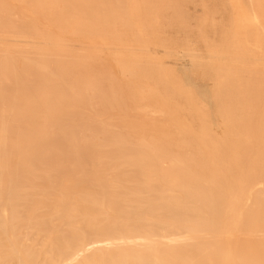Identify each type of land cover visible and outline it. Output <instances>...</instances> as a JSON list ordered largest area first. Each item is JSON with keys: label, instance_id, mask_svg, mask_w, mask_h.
<instances>
[{"label": "bare ground", "instance_id": "6f19581e", "mask_svg": "<svg viewBox=\"0 0 264 264\" xmlns=\"http://www.w3.org/2000/svg\"><path fill=\"white\" fill-rule=\"evenodd\" d=\"M200 1L191 27L183 5L193 0H0V35L30 40L25 52L0 46V264H264V242L240 240L264 231V150L238 152L245 169L237 151L223 164L225 142L210 138L214 128L239 141L263 134L264 0H224L223 26ZM100 56L118 81L91 75ZM121 98L142 104L137 120L125 116L99 141L86 136L93 117L77 121L82 105L107 112ZM47 153L79 176L49 219L26 212L23 194ZM53 188L48 177L40 193ZM28 226L55 235L35 249Z\"/></svg>", "mask_w": 264, "mask_h": 264}, {"label": "rangeland", "instance_id": "374dc122", "mask_svg": "<svg viewBox=\"0 0 264 264\" xmlns=\"http://www.w3.org/2000/svg\"><path fill=\"white\" fill-rule=\"evenodd\" d=\"M223 1L224 0H205V6L208 8V10L211 13L212 19L219 24L220 26H223L226 24L228 19V14L223 8ZM223 3V4H222ZM183 11L187 18L189 19L191 23V27L195 25V21L197 19H200L203 16V8L201 6L200 0H193L192 3H188L183 5ZM18 14V13H17ZM171 14H167L166 18H170ZM12 22H17L19 20L18 15L12 16ZM176 32H169L168 36L175 41L178 40V36L176 35ZM207 35L209 36L210 40H213L214 42L218 41V35L217 33H214L212 29H207ZM190 43L195 45V48L197 50L198 54H204L205 48L202 44H200L198 41L195 40L194 37H190ZM0 46L2 48H9L13 50H19L22 52L27 51L30 47V40L22 38V37H15L11 36L9 34H6L5 32L0 35ZM70 48L75 53H81V46L78 44L71 43ZM167 66L179 69L180 65L178 63H169ZM90 73L92 76H102L105 79H112L114 81H118L120 79V74L118 70L115 68L114 63L112 62L109 57L107 59H104L102 56H100L99 59L95 60L90 64ZM80 71V68H78ZM77 69H74L73 73H76L78 71ZM81 72V71H80ZM80 74V73H79ZM91 77V76H90ZM209 83V82H208ZM3 89L7 93V95L10 98H15L17 96L16 93V86L12 82L11 79L3 80L1 82ZM87 87H84L83 92L85 95H88L89 89L86 90ZM107 88V87H106ZM107 90V89H106ZM124 91H127L123 87ZM126 98L119 99V105L116 106L114 103L110 106V108L107 110V112L101 111V109L92 104L91 102L86 101L82 107H81V117L77 119L78 122H83L86 120L88 116H92L93 118L90 119V127L89 130L84 132L86 136L92 135V138H97L99 141L106 135L112 134L113 132H117L119 130V127L124 125L126 123L125 116L127 117V120H133L136 121L137 117L141 113L140 106L142 104H136L130 106L127 104ZM148 116L152 117L155 120H159L160 117L158 114L150 113ZM69 123V118L66 115L61 116V123L57 126V128L63 129L64 131L67 130ZM79 125H84L77 123ZM252 127V126H251ZM263 134L260 137H257L256 141H249V140H238V138L234 134H223L222 130L215 129L211 132V140L224 141L225 144L222 145V163L227 164L231 162L234 151H237L236 155L241 160V163L238 165H241L247 169L249 166V157L242 155L241 153L238 154L240 151H249V150H264V130L262 131ZM57 140L61 139V136H56ZM5 151L8 153H11V148L7 144L5 147ZM210 150V149H209ZM51 154L47 153L45 154L42 159L41 163L42 165L39 166L40 168L34 172V175L31 177L30 181L27 183V187L23 194L28 195L30 200L29 202L24 206L26 209L25 211L28 213H31V211L36 210L38 211L40 216L49 217L57 208V203L60 199L61 193H74L75 187H73V183L78 179L79 176H77L76 173L70 172V169L66 166L65 162L59 161L58 163L55 161H52ZM211 153L209 152L207 156V176L208 178L213 177V170L214 167L212 163L210 162ZM85 168H89V164H83ZM50 177L54 182V188L49 191V195H42L40 193V189L44 187L45 182L47 178ZM74 203L77 204V201L74 200ZM44 207H43V206ZM83 206V210L87 208L86 206ZM250 206V203L246 202H240V204L237 206V210L245 212L248 210ZM49 219V218H48ZM227 224V223H226ZM58 225V222H53L52 226L55 227ZM68 230V228L63 227V230ZM249 230V227L247 226L245 228V233ZM23 232H26L28 234L29 242L27 245H30V242L32 241L31 245L34 246L35 249H40V247L47 243L49 239H52L55 234H47L43 231H38L37 229H30L29 226L26 227ZM240 240L248 241L249 243L253 244H260L261 242H264V231L262 232H255L252 234H244L240 238ZM0 245L5 246V242L0 237ZM7 262L6 264H8ZM10 264H15V262H11Z\"/></svg>", "mask_w": 264, "mask_h": 264}]
</instances>
